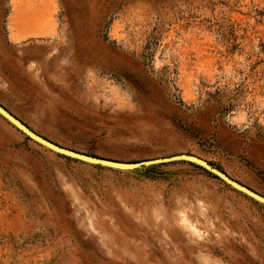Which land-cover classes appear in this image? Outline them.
<instances>
[{
  "label": "rangeland",
  "instance_id": "rangeland-1",
  "mask_svg": "<svg viewBox=\"0 0 264 264\" xmlns=\"http://www.w3.org/2000/svg\"><path fill=\"white\" fill-rule=\"evenodd\" d=\"M0 105L62 147L193 155L264 196V0H0ZM0 264H264V206L0 117Z\"/></svg>",
  "mask_w": 264,
  "mask_h": 264
},
{
  "label": "water",
  "instance_id": "water-1",
  "mask_svg": "<svg viewBox=\"0 0 264 264\" xmlns=\"http://www.w3.org/2000/svg\"><path fill=\"white\" fill-rule=\"evenodd\" d=\"M0 117H2L4 120H6L8 123H10L14 128H16L18 131H20L23 135H25L28 139L34 141L35 143L45 147L46 149L71 158L78 161H82L88 164L93 165H99L111 169H116L120 171H133L136 169H140L143 167H151L154 165H160L164 163H171L175 161H185L191 164H194L208 173L212 174L216 178H218L220 181H222L224 184L228 185L232 189L242 193L243 195L251 198L252 200L258 202L259 204H262L264 206V196L260 195L259 193L253 191L252 189L244 186L243 184L239 183L238 181L232 179L227 174L222 172L221 170L213 167L208 162H206L203 159H200L193 155H186V154H178L173 155L169 157L164 158H157V159H150V160H144L140 162L135 163H129V162H118L108 159H103L87 154H83L65 147H62L60 145H57L46 138L40 136L39 134L32 131L30 128H28L24 123H22L18 118H16L14 115H12L6 108H4L2 105H0Z\"/></svg>",
  "mask_w": 264,
  "mask_h": 264
}]
</instances>
